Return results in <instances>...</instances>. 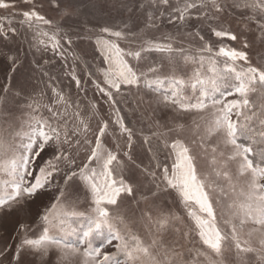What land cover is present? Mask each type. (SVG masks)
<instances>
[{
	"label": "snow or ice",
	"instance_id": "obj_1",
	"mask_svg": "<svg viewBox=\"0 0 264 264\" xmlns=\"http://www.w3.org/2000/svg\"><path fill=\"white\" fill-rule=\"evenodd\" d=\"M0 264H264V0H0Z\"/></svg>",
	"mask_w": 264,
	"mask_h": 264
},
{
	"label": "rangeland",
	"instance_id": "obj_2",
	"mask_svg": "<svg viewBox=\"0 0 264 264\" xmlns=\"http://www.w3.org/2000/svg\"><path fill=\"white\" fill-rule=\"evenodd\" d=\"M62 84H63V86H65V87H66V86H68V84H69V81H68V80H63V81H62Z\"/></svg>",
	"mask_w": 264,
	"mask_h": 264
}]
</instances>
